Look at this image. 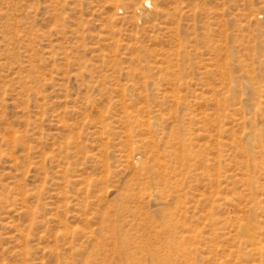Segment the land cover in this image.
<instances>
[{
  "label": "rangeland",
  "instance_id": "obj_1",
  "mask_svg": "<svg viewBox=\"0 0 264 264\" xmlns=\"http://www.w3.org/2000/svg\"><path fill=\"white\" fill-rule=\"evenodd\" d=\"M0 264H264V0H0Z\"/></svg>",
  "mask_w": 264,
  "mask_h": 264
},
{
  "label": "bare ground",
  "instance_id": "obj_2",
  "mask_svg": "<svg viewBox=\"0 0 264 264\" xmlns=\"http://www.w3.org/2000/svg\"><path fill=\"white\" fill-rule=\"evenodd\" d=\"M149 4V3H148Z\"/></svg>",
  "mask_w": 264,
  "mask_h": 264
}]
</instances>
